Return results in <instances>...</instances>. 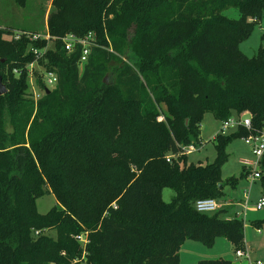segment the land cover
Returning a JSON list of instances; mask_svg holds the SVG:
<instances>
[{"label":"trees","instance_id":"trees-1","mask_svg":"<svg viewBox=\"0 0 264 264\" xmlns=\"http://www.w3.org/2000/svg\"><path fill=\"white\" fill-rule=\"evenodd\" d=\"M14 1L26 7L31 0ZM51 4L44 16L55 40L40 62L58 82L38 102L29 47L43 50L48 41L0 25L8 88L0 95V264H182L186 240L213 246L220 236L245 249L241 217L200 212L195 203L224 199L226 147L250 131L218 133L211 163H189L184 149L200 142L206 113L224 121L248 111L253 130L264 129V46L253 57L240 49L264 0ZM229 7L242 16H225ZM70 32H93L99 44L82 69L81 46L69 52L60 39ZM261 183L264 195V175ZM165 188L175 191L169 202ZM46 194L56 203L41 213L37 199ZM80 234L89 239L86 249ZM196 264L244 263L220 257Z\"/></svg>","mask_w":264,"mask_h":264},{"label":"rangeland","instance_id":"rangeland-1","mask_svg":"<svg viewBox=\"0 0 264 264\" xmlns=\"http://www.w3.org/2000/svg\"><path fill=\"white\" fill-rule=\"evenodd\" d=\"M51 9V0H31L26 7L19 6L14 0H0V25L13 30L15 34L22 32V30L45 34L47 32L46 17ZM44 11L46 17L44 16ZM223 14L231 19H239L242 16L240 9L236 7L225 9ZM254 18L249 17L248 20L252 22L255 21ZM52 45L53 43L50 42V46ZM261 46H264V14L259 22L256 23L249 37L241 42L240 49L248 57H253ZM128 55L129 61L134 62L135 57L132 52H128ZM112 79L113 75L111 74L108 77V81ZM162 106L164 110H167L165 103H162ZM243 115L251 117L248 111L244 112ZM221 129V120L217 119L212 113L204 115L201 123L200 142L195 145L196 149L194 151L189 152V163L201 162L207 164L216 159L215 137ZM237 129L239 128H230L226 134ZM226 153L228 157L223 163L221 171L226 196L220 200L221 204L216 212L220 214L221 218L239 216L244 220L245 235L252 258L261 260L264 264V208L257 210L254 205L256 200L262 195V183L261 179H256V181L252 182L244 165V161H255L256 155L245 142V136H239L232 140L226 147ZM233 179L236 180L235 184H232ZM248 194L250 204L246 209L245 199ZM174 195L175 191L171 188H165L163 191V199L166 202L171 201ZM55 203L54 194H46L37 199L38 210L41 213H46ZM49 234L54 237L57 235L55 230H50ZM222 237H218L213 246H206L202 242L193 239L186 240L180 249L182 255L181 263L196 264L201 259L220 257L244 261L243 258L237 256L231 242Z\"/></svg>","mask_w":264,"mask_h":264},{"label":"built area","instance_id":"built-area-1","mask_svg":"<svg viewBox=\"0 0 264 264\" xmlns=\"http://www.w3.org/2000/svg\"><path fill=\"white\" fill-rule=\"evenodd\" d=\"M19 38V35H17ZM45 39L48 41L47 46L40 50L33 45L29 47V51H31L35 59L30 62L26 68L29 77V84L32 93V98L34 101L38 102L39 99L46 93L47 89L52 90L55 88L58 82V75L56 71H48L45 66L41 64L40 59H42L48 49L51 47L50 42L52 43L55 38L51 37V35L46 32L45 34L36 33L32 36V40ZM67 51L73 52L77 46H81L82 54L80 58V68L82 69L84 63L87 61L89 55L92 52V49L95 46H98V42L96 41L95 35L93 32L88 33L83 37H79L76 34L70 32L60 38ZM22 70L15 68L14 73L20 74ZM39 76L41 77V81H39ZM164 117L161 116L159 119L162 120ZM244 127L250 133L245 136V142L252 148L253 153L256 155L255 161H244L245 168L249 173V178L252 182L256 181V179H261L264 175L263 170V159H264V129L253 130L252 119L250 116H244L242 114H236L228 119L222 121V129L219 133L225 134L230 128H240ZM196 144H191L185 147V152L189 154V152L194 151L196 149ZM171 156L168 157L170 160ZM245 206L246 209L249 205V194L246 195ZM195 207L198 211L204 213H212L218 210L220 207V202L214 198H204L199 199L195 203ZM264 208V196H262L258 202L255 204V209L261 210ZM40 231H35V235H39ZM77 240L81 244V246L86 249L87 244L89 243V239L86 234H80L77 236ZM238 257L243 258L244 261H241L244 264H263L261 260H254L252 258V254L248 249H236L235 250ZM86 253L84 252L83 258H85ZM76 260L75 263H77ZM72 263V264H75ZM84 263V261L82 262Z\"/></svg>","mask_w":264,"mask_h":264},{"label":"water","instance_id":"water-1","mask_svg":"<svg viewBox=\"0 0 264 264\" xmlns=\"http://www.w3.org/2000/svg\"><path fill=\"white\" fill-rule=\"evenodd\" d=\"M5 60L4 59H2L1 60V62H4ZM0 62V63H1ZM8 92V88H7V86H6V84L4 83V81H3V76H2V74L0 73V95H4L5 93H7ZM51 92V90L50 89H47L46 90V93L47 94H49Z\"/></svg>","mask_w":264,"mask_h":264},{"label":"crops","instance_id":"crops-1","mask_svg":"<svg viewBox=\"0 0 264 264\" xmlns=\"http://www.w3.org/2000/svg\"><path fill=\"white\" fill-rule=\"evenodd\" d=\"M262 196H264L263 195V192H262V195L256 200V203L258 202V200L262 197ZM250 201V200H249ZM220 204H221V202H220ZM249 204H250V202H249ZM255 205V204H254ZM223 238V237H222ZM225 238V237H224ZM226 240H228L227 238H225ZM220 240H223V239H220ZM223 242V241H222ZM224 245H225V243H224ZM245 245H246V249H248V250H250V247H249V245L247 244V239H246V235H245ZM226 250H227V243H226ZM225 250V251H226ZM180 259L182 260V255H181V253H180ZM191 259V258H190ZM236 261V260H235Z\"/></svg>","mask_w":264,"mask_h":264}]
</instances>
